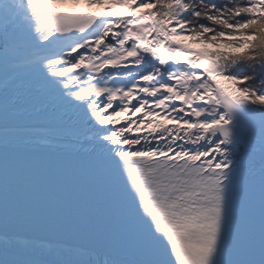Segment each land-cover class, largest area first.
Returning <instances> with one entry per match:
<instances>
[{
    "label": "snow or ice",
    "instance_id": "snow-or-ice-1",
    "mask_svg": "<svg viewBox=\"0 0 264 264\" xmlns=\"http://www.w3.org/2000/svg\"><path fill=\"white\" fill-rule=\"evenodd\" d=\"M0 264H264V0H0Z\"/></svg>",
    "mask_w": 264,
    "mask_h": 264
}]
</instances>
